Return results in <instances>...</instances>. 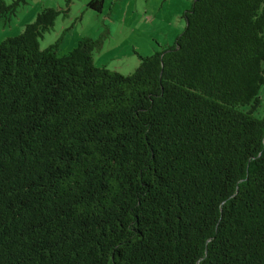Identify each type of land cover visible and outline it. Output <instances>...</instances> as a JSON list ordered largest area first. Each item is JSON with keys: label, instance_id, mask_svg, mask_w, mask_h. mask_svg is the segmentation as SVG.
I'll list each match as a JSON object with an SVG mask.
<instances>
[{"label": "trees", "instance_id": "16d2710c", "mask_svg": "<svg viewBox=\"0 0 264 264\" xmlns=\"http://www.w3.org/2000/svg\"><path fill=\"white\" fill-rule=\"evenodd\" d=\"M63 1L0 42V264H264V0H193L128 75L107 29L39 49Z\"/></svg>", "mask_w": 264, "mask_h": 264}, {"label": "rangeland", "instance_id": "374dc122", "mask_svg": "<svg viewBox=\"0 0 264 264\" xmlns=\"http://www.w3.org/2000/svg\"><path fill=\"white\" fill-rule=\"evenodd\" d=\"M89 1L74 0L68 15L59 16L53 28L39 40V49L62 38L58 54L64 55L81 38L95 39L107 29L101 48L93 52V64L128 75L138 66V55H151L174 43L184 28L180 16L193 0H104L100 13L86 7ZM63 5V0H28L10 21L0 18V42L19 35L42 7L60 9ZM262 100L257 117L264 115V94Z\"/></svg>", "mask_w": 264, "mask_h": 264}]
</instances>
